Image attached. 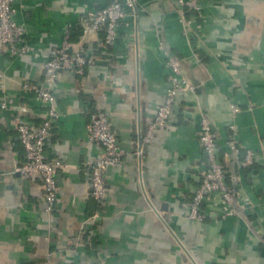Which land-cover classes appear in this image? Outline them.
Here are the masks:
<instances>
[{"label": "crops", "instance_id": "1", "mask_svg": "<svg viewBox=\"0 0 264 264\" xmlns=\"http://www.w3.org/2000/svg\"><path fill=\"white\" fill-rule=\"evenodd\" d=\"M110 1H13L30 48L0 52V264H264V0H203L192 43L176 0H137V17L126 16L105 47L104 30L84 33L83 19ZM66 30L71 50L83 48L92 60L81 74L60 70L53 87L59 116L44 153L64 167L48 212L42 178L12 168L24 161L17 125L37 127L47 109L22 85L43 82L49 49ZM167 54L196 90L177 95L140 163L133 152L166 95ZM97 110L126 151L105 174L102 202L90 195L86 165L100 151L86 134ZM200 115L217 133L216 155L239 215H223L217 192L203 201V221L185 215L203 165ZM230 124L241 148L257 152L245 173L226 144Z\"/></svg>", "mask_w": 264, "mask_h": 264}, {"label": "built area", "instance_id": "2", "mask_svg": "<svg viewBox=\"0 0 264 264\" xmlns=\"http://www.w3.org/2000/svg\"><path fill=\"white\" fill-rule=\"evenodd\" d=\"M14 0H0V52L12 56L28 52L29 45L22 38L26 32L25 26L15 20ZM179 7V22L187 30L190 40L200 37L197 32L196 18L202 14L203 0H176ZM191 12L190 16L187 15ZM138 15L137 0H111L86 14L83 19L84 33L104 30L102 43L105 47L112 46L117 37L119 23L126 16ZM59 46L49 49V56L44 63V79L41 84L26 82L22 87L27 92L35 93L47 106L46 115L40 124L33 128L27 123L17 125L18 137L24 150V161H15L12 172L19 173L29 178L39 175L43 182V195L45 210L51 212L57 200V172L64 167L62 160L49 161L44 153L53 124L59 113L55 106L53 87L60 70L70 71L76 74L83 72L84 66L91 63L92 58L85 54L83 48L71 50L73 43L68 40V30ZM191 42V41H190ZM165 64L169 69L167 74V89L164 100L156 107L153 120L146 126L145 133L141 136L133 154L142 163L144 146L151 142L160 127L167 122L176 103V97L184 91L195 92L196 87L181 73V63L178 58L166 55ZM4 101L12 102L11 98ZM233 107V106H232ZM237 108L233 107V113ZM234 125L230 124L226 144L234 156V162L238 169L250 166L256 160V150L243 148L238 144ZM86 134L89 140L96 142L100 148L99 155L92 160H87L86 165L90 169V195L96 202H102L107 195L105 174L109 167L121 165L125 149L120 146L112 129L111 122L105 111L97 110L90 114L86 125ZM198 141L202 151L201 168L198 169L199 184L192 197L183 206L186 208V217L197 222L203 221L205 214L201 207L203 201L211 193L217 192L224 204L223 215H239L240 211L235 206V195L225 180L224 164L216 155L217 133L213 129L208 118L199 117ZM3 173L0 171V181Z\"/></svg>", "mask_w": 264, "mask_h": 264}, {"label": "trees", "instance_id": "3", "mask_svg": "<svg viewBox=\"0 0 264 264\" xmlns=\"http://www.w3.org/2000/svg\"><path fill=\"white\" fill-rule=\"evenodd\" d=\"M190 14H191V12H188L187 13V15L188 16H190ZM192 42H194V40H192L191 41V43ZM240 154H241V156H243V154H244V149L243 148H241V152H240ZM222 162V161H221ZM236 165V164H235ZM256 166V162L254 161L250 166H247V167H242V168H240V170L239 171H242L243 173H245V172H247V170H249V169H251V168H253V167H255ZM236 168H238L237 166H235ZM192 197V196H191ZM190 197V198H191Z\"/></svg>", "mask_w": 264, "mask_h": 264}]
</instances>
